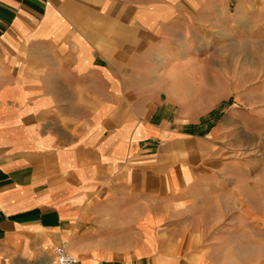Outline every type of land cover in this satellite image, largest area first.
Masks as SVG:
<instances>
[{
  "label": "crops",
  "instance_id": "0c3cea01",
  "mask_svg": "<svg viewBox=\"0 0 264 264\" xmlns=\"http://www.w3.org/2000/svg\"><path fill=\"white\" fill-rule=\"evenodd\" d=\"M249 3L0 0V264H264Z\"/></svg>",
  "mask_w": 264,
  "mask_h": 264
},
{
  "label": "rangeland",
  "instance_id": "374dc122",
  "mask_svg": "<svg viewBox=\"0 0 264 264\" xmlns=\"http://www.w3.org/2000/svg\"><path fill=\"white\" fill-rule=\"evenodd\" d=\"M262 1V4H263V7L262 9L264 8V0H261ZM251 3L249 4H253L254 0H250ZM245 15H250V16H253V12H246ZM261 16H262V20L264 21V9L262 10L261 12ZM260 20V19H259ZM258 16L256 17H252L249 19L248 21V24L246 26V28H244L242 31H244L245 33H248V34H252V35H256L255 31L258 30V27H255V25H258ZM262 32H264V27L262 28ZM237 47V46H236ZM243 48H246L251 51V50H254L255 52L257 51L254 48L250 47L249 44L246 45V47L244 46ZM233 50V51H232ZM231 52H234V53H237L238 51L235 50V49H232ZM228 106L229 104L227 105H222L220 109L216 110V111H211V112H208L204 115L203 119L206 123H210L212 120H218L219 118L223 117L227 111H228ZM225 258L229 259V263H233V264H240V259L239 260H236V257H242L243 260H244V264H252L255 260H254V257H252V254L249 253V252H246V253H243L241 254H238L236 252H231V253H228V255H224ZM232 261V262H231ZM237 261L239 263H237Z\"/></svg>",
  "mask_w": 264,
  "mask_h": 264
},
{
  "label": "built area",
  "instance_id": "2783aa9c",
  "mask_svg": "<svg viewBox=\"0 0 264 264\" xmlns=\"http://www.w3.org/2000/svg\"><path fill=\"white\" fill-rule=\"evenodd\" d=\"M54 256L55 264H81L79 259L69 253L64 247L55 249Z\"/></svg>",
  "mask_w": 264,
  "mask_h": 264
}]
</instances>
